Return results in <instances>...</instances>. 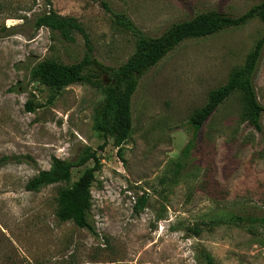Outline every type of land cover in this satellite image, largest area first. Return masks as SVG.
<instances>
[{"label": "rangeland", "instance_id": "374dc122", "mask_svg": "<svg viewBox=\"0 0 264 264\" xmlns=\"http://www.w3.org/2000/svg\"><path fill=\"white\" fill-rule=\"evenodd\" d=\"M264 0H0V264H264V225L210 222L222 211L264 216L263 131L243 120L241 93L227 99L200 131L190 118L211 91L224 86L264 34L254 19L240 28L182 43L141 79L132 100L133 131L120 148L94 129L100 90L76 84L55 98L32 80L48 60L80 62L90 46L100 63L117 68L136 51L137 38L117 23L124 14L143 33L160 37L170 25L216 10L240 16ZM54 10L75 18L90 44L37 29ZM110 83L108 77H104ZM264 107V51L254 77ZM28 102L36 105L26 111ZM193 143L188 152L185 148ZM97 151L101 169L92 186V234L60 222L58 198L69 183L37 192L26 186L54 157L76 161ZM177 163L183 168L177 172ZM145 197V208L138 211ZM200 227L199 236L189 232Z\"/></svg>", "mask_w": 264, "mask_h": 264}, {"label": "trees", "instance_id": "16d2710c", "mask_svg": "<svg viewBox=\"0 0 264 264\" xmlns=\"http://www.w3.org/2000/svg\"><path fill=\"white\" fill-rule=\"evenodd\" d=\"M254 19L264 22V2L252 6L240 16H231L216 10L197 14L190 20L170 25L160 37L154 38L143 33L124 14H117V23L137 38V46L134 54L124 64L114 68L104 65L94 58L93 49L89 46V37L79 21L50 10L36 19L35 27L37 29L48 28L58 32L66 41H72L74 34L79 33L86 40L89 46L88 51L80 62L74 64H64L56 60L44 61L32 70L31 77L33 81L52 90L53 98L64 89L76 84L88 85L93 89L100 90L104 99L95 108L93 116L94 129L104 139L99 150H105L109 140H112L113 145L120 149L133 131V97L138 89L140 79L150 69L157 66L170 52L185 41L207 38L228 29L240 28ZM263 51L264 34L248 55L245 65L235 69L224 86L211 91L205 106L192 115L190 124L194 129L200 131L220 106L239 92L242 95L243 120L255 131H263L264 107L258 100L254 85V77ZM104 77H108L110 83H106ZM25 108L28 113H34L36 105L33 102H28ZM192 147L193 143H190L184 152L190 151ZM89 161H94V166L87 169L70 188L60 192L57 218L60 222L71 221L77 228L96 234L95 228L89 221V213L92 208V186L95 174L101 169V159L97 151L87 149L83 156L76 161H65L54 157L51 168L39 172L28 182L26 189L37 192L50 185L69 183L72 170L83 167ZM177 168V172H180L183 165L177 163ZM146 204L147 199L142 197L138 202V211L143 210ZM210 223L211 225L250 227L255 224L264 225V216L252 217L222 211ZM189 232L199 236L202 229L193 227L189 229ZM203 255L207 264H213V259L209 254L204 253Z\"/></svg>", "mask_w": 264, "mask_h": 264}]
</instances>
